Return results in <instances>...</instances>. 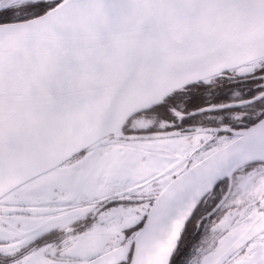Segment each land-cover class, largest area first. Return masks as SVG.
Segmentation results:
<instances>
[{"label": "snow or ice", "instance_id": "obj_1", "mask_svg": "<svg viewBox=\"0 0 264 264\" xmlns=\"http://www.w3.org/2000/svg\"><path fill=\"white\" fill-rule=\"evenodd\" d=\"M0 264H264V0H0Z\"/></svg>", "mask_w": 264, "mask_h": 264}]
</instances>
